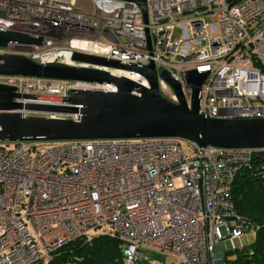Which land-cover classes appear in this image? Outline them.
I'll return each mask as SVG.
<instances>
[{
  "label": "built area",
  "instance_id": "2783aa9c",
  "mask_svg": "<svg viewBox=\"0 0 264 264\" xmlns=\"http://www.w3.org/2000/svg\"><path fill=\"white\" fill-rule=\"evenodd\" d=\"M86 1L89 8L79 0H0V28L41 38V44L0 47V55L93 67L147 88L138 70L90 65L73 54L127 65L152 62L161 94L178 101L161 75L166 71L188 105L192 88L186 72H206L200 113L264 117V0H146V21L134 1ZM0 83L36 97L114 89L3 74ZM51 116L79 119V114ZM256 153L264 161V148L203 146L178 137L0 141V264H46L61 246L98 235L124 242L126 264L153 256L177 264H227L225 254L236 248L216 252L217 243L264 229V220L252 221L236 210L232 195L235 177L250 168ZM95 229L102 232L91 235Z\"/></svg>",
  "mask_w": 264,
  "mask_h": 264
},
{
  "label": "water",
  "instance_id": "95a60500",
  "mask_svg": "<svg viewBox=\"0 0 264 264\" xmlns=\"http://www.w3.org/2000/svg\"><path fill=\"white\" fill-rule=\"evenodd\" d=\"M129 1L141 6L146 21V0ZM20 43L41 44V38L0 28V47ZM73 58L90 65L138 70L147 77L149 88L93 67L42 64L22 54L0 55L3 75L84 80L114 86L109 91L72 89L68 96L59 98L23 94L14 85L0 83V141L178 137L203 146L264 148V117L221 119L199 112L200 89L206 72H186L185 79L192 88L188 105L180 84L166 71L161 75L174 89L178 101L161 94L152 62L144 66L127 65L79 52H74ZM21 98L62 100L65 104L21 102ZM73 114H79V119L51 116Z\"/></svg>",
  "mask_w": 264,
  "mask_h": 264
},
{
  "label": "trees",
  "instance_id": "16d2710c",
  "mask_svg": "<svg viewBox=\"0 0 264 264\" xmlns=\"http://www.w3.org/2000/svg\"><path fill=\"white\" fill-rule=\"evenodd\" d=\"M261 154L254 155L250 168L238 172L232 186L236 210L255 222L264 220V161ZM255 236L252 245L239 249L243 254H239V260L232 264H264V229ZM124 247L123 241L105 235L90 240L79 238L58 248L46 264H125ZM249 249H252V255L248 254ZM152 259L157 257H148L138 264H167L164 260L153 262Z\"/></svg>",
  "mask_w": 264,
  "mask_h": 264
},
{
  "label": "rangeland",
  "instance_id": "374dc122",
  "mask_svg": "<svg viewBox=\"0 0 264 264\" xmlns=\"http://www.w3.org/2000/svg\"><path fill=\"white\" fill-rule=\"evenodd\" d=\"M79 3H81L80 7L84 6V5H86V7H88V8L90 7V4L86 0H79ZM184 143H185L188 155L193 156L194 151L189 146L188 142L184 141ZM12 146H13L12 144H8V147H12ZM176 184L180 185V179L179 178L176 180ZM101 232H102V229H95V230L91 231L90 234L91 235H98ZM82 239H85V238H82ZM255 240H256L255 234L248 231V232H245L243 235L238 236L234 240H225V241H221V242L217 243L215 245V251L216 252H221V251L223 252V251H228L230 249L236 248L235 251H230V252H227L225 254L226 263L232 264L234 260H237L236 259L237 256L240 258L239 254H243V252L240 251L239 249L243 246L249 247L250 245H252L255 242ZM157 259H152V261L153 262H155V261L160 262L162 258H160L158 260ZM144 260H146V259H144ZM141 261H143V260H141ZM164 262L167 264H177L176 261L169 259V258L164 259Z\"/></svg>",
  "mask_w": 264,
  "mask_h": 264
}]
</instances>
